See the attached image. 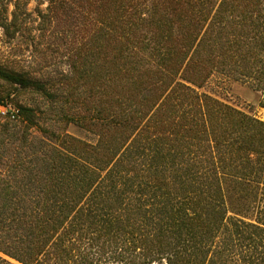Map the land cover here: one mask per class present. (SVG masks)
<instances>
[{
    "label": "trees",
    "instance_id": "1",
    "mask_svg": "<svg viewBox=\"0 0 264 264\" xmlns=\"http://www.w3.org/2000/svg\"><path fill=\"white\" fill-rule=\"evenodd\" d=\"M30 1L0 0L7 46L69 70L0 60L49 104L0 121V264H264V120L201 90L264 105V0Z\"/></svg>",
    "mask_w": 264,
    "mask_h": 264
},
{
    "label": "rangeland",
    "instance_id": "2",
    "mask_svg": "<svg viewBox=\"0 0 264 264\" xmlns=\"http://www.w3.org/2000/svg\"><path fill=\"white\" fill-rule=\"evenodd\" d=\"M46 3L39 6L40 9H44ZM35 2L33 0L29 3V10H34ZM12 6L9 7V10ZM33 16H36V12H32ZM10 16H8L9 18ZM23 48H18V50H10L7 46L6 39L0 31V60L6 61V64L12 67L24 68V70H31L35 72H40L39 66L36 63H28V61L35 60L36 56H40L41 51L38 50L37 40L26 39L23 42ZM18 60H17V59ZM54 64L45 68L40 72L43 74L44 79L52 78L56 79L59 77L60 72H68L69 65L65 60V57H59L57 55L53 56ZM18 63H16V62ZM214 97L221 99L222 101L229 103L243 111L254 114L258 118L264 120V105H260V94L259 92L253 90L249 82L234 79L231 76H227L221 73H215L206 82L204 87L201 88ZM0 105H10L13 108H19L21 106H28L38 108V110H44L49 104L48 100L44 98V95L38 91L31 88H22L18 84H13L3 78H0ZM43 116V115H42ZM41 118H44L42 117ZM46 115L45 117H47ZM9 121L11 125L19 127L22 125V116L15 120H9L0 117V121ZM40 122H46L45 119H40ZM59 125V124H58ZM64 127V125H59ZM64 129L72 135L90 139L91 134L85 131L83 128L77 126L74 123H69L65 125ZM34 134H39L36 128L32 127L30 129ZM14 261V260H13Z\"/></svg>",
    "mask_w": 264,
    "mask_h": 264
},
{
    "label": "built area",
    "instance_id": "3",
    "mask_svg": "<svg viewBox=\"0 0 264 264\" xmlns=\"http://www.w3.org/2000/svg\"><path fill=\"white\" fill-rule=\"evenodd\" d=\"M19 109L10 105H0V117L15 120L19 117Z\"/></svg>",
    "mask_w": 264,
    "mask_h": 264
}]
</instances>
